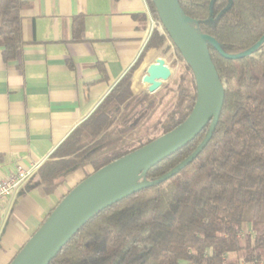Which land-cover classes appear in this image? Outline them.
<instances>
[{
	"label": "trees",
	"instance_id": "16d2710c",
	"mask_svg": "<svg viewBox=\"0 0 264 264\" xmlns=\"http://www.w3.org/2000/svg\"><path fill=\"white\" fill-rule=\"evenodd\" d=\"M147 1L160 20L152 0ZM178 2L191 26L212 37L227 55L244 54L264 37V0ZM24 6L23 0H0L5 62L15 60L22 48ZM165 42L155 30L146 51L160 50ZM171 43L181 69L170 92L164 97L133 93L132 84L137 91L154 59L138 70L142 57L40 168L48 196L76 171L91 167L85 180L189 118L197 102L196 79ZM207 48L225 92L207 146L169 180L98 211L49 264H264V42L238 59L223 57L210 43ZM209 128L154 165L142 182L156 181L187 160Z\"/></svg>",
	"mask_w": 264,
	"mask_h": 264
},
{
	"label": "crops",
	"instance_id": "0c3cea01",
	"mask_svg": "<svg viewBox=\"0 0 264 264\" xmlns=\"http://www.w3.org/2000/svg\"><path fill=\"white\" fill-rule=\"evenodd\" d=\"M23 2L22 48L10 62L0 49V180L18 165L42 167L137 62L143 57L139 70L156 51H146L154 33L147 0ZM39 170L0 205V264H11L63 196L91 173L76 171L48 196Z\"/></svg>",
	"mask_w": 264,
	"mask_h": 264
},
{
	"label": "water",
	"instance_id": "95a60500",
	"mask_svg": "<svg viewBox=\"0 0 264 264\" xmlns=\"http://www.w3.org/2000/svg\"><path fill=\"white\" fill-rule=\"evenodd\" d=\"M164 30L193 70L197 84V102L189 118L177 129L145 147L121 158L80 182L61 201L40 229L31 237L11 264H49L63 246L98 211L131 194L161 184L194 161L209 143L218 123L225 98L207 44L225 58L238 59L253 53L225 54L210 36L198 33L186 17L178 0H152ZM172 78L164 58H156L143 77L145 92L156 94ZM208 134L199 148L177 168L156 181H143L157 163L188 145L208 126Z\"/></svg>",
	"mask_w": 264,
	"mask_h": 264
},
{
	"label": "built area",
	"instance_id": "2783aa9c",
	"mask_svg": "<svg viewBox=\"0 0 264 264\" xmlns=\"http://www.w3.org/2000/svg\"><path fill=\"white\" fill-rule=\"evenodd\" d=\"M150 22L153 26L151 32L158 30L161 32V34H163L166 38H168L161 21L155 19L153 14L150 16ZM167 40L169 41V39ZM40 167L41 164L32 167H25L22 165H18L14 173L0 180V205L6 199L12 197L21 186H23L26 182H28L35 175V173L39 170ZM1 224L2 223L0 219V227Z\"/></svg>",
	"mask_w": 264,
	"mask_h": 264
},
{
	"label": "rangeland",
	"instance_id": "374dc122",
	"mask_svg": "<svg viewBox=\"0 0 264 264\" xmlns=\"http://www.w3.org/2000/svg\"><path fill=\"white\" fill-rule=\"evenodd\" d=\"M167 39L168 38H166V42L160 50L152 51L149 55V60L154 58L152 60V62L158 57L164 58L168 64V66L172 70V78L168 82L165 83V85L160 89V91L158 93H156L160 97L166 96L170 92V90L174 87V78H175L176 74L178 73V71L181 69V63L178 61L174 46L172 45L171 41L170 40L168 41ZM145 74H146V71H145L144 75ZM144 88H145V86L143 83V78L140 81V84H139L137 91L133 88V84H132V90H133V93L135 95L146 93ZM89 171H91V173H92L93 169L91 167H89Z\"/></svg>",
	"mask_w": 264,
	"mask_h": 264
},
{
	"label": "bare ground",
	"instance_id": "6f19581e",
	"mask_svg": "<svg viewBox=\"0 0 264 264\" xmlns=\"http://www.w3.org/2000/svg\"><path fill=\"white\" fill-rule=\"evenodd\" d=\"M148 67H149V66H148ZM148 67H147V68H148ZM147 68H146V71H147ZM144 76H145V75H144Z\"/></svg>",
	"mask_w": 264,
	"mask_h": 264
}]
</instances>
